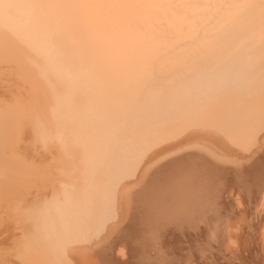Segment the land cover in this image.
Wrapping results in <instances>:
<instances>
[{
    "label": "rangeland",
    "instance_id": "1",
    "mask_svg": "<svg viewBox=\"0 0 264 264\" xmlns=\"http://www.w3.org/2000/svg\"><path fill=\"white\" fill-rule=\"evenodd\" d=\"M254 1L256 53L250 40L246 65L241 46L237 64L208 74L213 96L179 104L160 64H145L159 43L143 15L105 0H0V260L264 264V0Z\"/></svg>",
    "mask_w": 264,
    "mask_h": 264
},
{
    "label": "bare ground",
    "instance_id": "2",
    "mask_svg": "<svg viewBox=\"0 0 264 264\" xmlns=\"http://www.w3.org/2000/svg\"><path fill=\"white\" fill-rule=\"evenodd\" d=\"M103 1L104 0H101V2H103ZM67 2H70V1H67ZM105 3H108L107 7H105L106 10H109L110 6H111L112 8H117L120 11L131 10L134 12V14L137 13L136 15H143V16L139 17V20L142 21V23L144 24L143 28L146 31H150L149 29L157 30L156 34L158 33V38H156V43H159V47L156 50H154L153 52H151L152 54L149 55L148 58L145 59L146 60L145 64H147L149 66V64L151 63V60L153 61L154 66H157L160 64L158 69L160 71L162 81L169 84L164 92L167 93L168 96L174 97V99H178L179 104L184 103V102H189V101L191 102L193 100V99L191 100V98H195L196 96L197 97L199 96V98L201 99L202 97H200V95L203 96V98H205L204 94H206V96H210L212 94L211 96H213L214 91L212 92V90H215V89L210 88L209 90H207L208 86L212 87V85L210 84V82L212 83L211 79H210V81L208 80L209 78H211V76L209 77L208 74H210L214 68H216V67L218 68V66H220V65L221 66L225 65V64H223V62L227 64L231 60L230 58H232V56H233L232 59L234 60V62L239 61V58H241L242 56L238 57V54L241 53L238 49L241 46L243 48L241 47L240 50L243 49L242 55L244 57V58L242 57L241 60L249 58V57L245 58L246 54H248V52H249L248 51L246 53V50L247 49L249 50V47H250V46H248L249 44L250 45L252 43H253V45L255 44V46H253L252 52L255 51L254 54L256 53V48H257L256 44L259 42L257 40L258 37L256 39V41H258V42L254 41V40L252 42V38H250L252 43H250V40H248V38L251 37V34H253L257 29L256 24L258 22L257 21L258 16L256 14L257 7H256V3L254 0H105ZM69 4H71V3H69ZM56 5H61V3L56 4ZM66 7L69 8L68 4ZM45 9H46V7H45ZM70 10H71V8H70ZM65 12H67V11H65ZM70 12L68 11V13H70ZM115 12H118V11H115ZM79 13H78V15H79ZM69 17L70 16H68V18ZM114 17L115 16H112L111 18H106V19H107V21L111 20V19L114 20ZM68 18L65 19L66 20L65 25L67 24V22H69ZM166 19L168 21V25H167V27H165L163 29L161 26L162 23L160 22V20H166ZM69 20L71 21L72 18L71 19L69 18ZM115 20H116V17H115ZM107 26L108 25H106V28H107ZM66 27H68V26L66 25ZM108 28H111V27H108ZM254 34H253V36L255 37V35H257V33L255 35ZM254 37H253V39L256 38V37L255 38ZM254 42H256V43H254ZM245 45L248 46V48L245 47ZM244 48H245V51H244ZM251 48H252V46H251ZM251 48H250V51H251ZM236 50H237V52H239L238 54H237ZM236 54H237V56H236ZM254 54H252L253 57L255 56ZM240 55L241 54H239V56ZM249 55H251V52ZM235 59H237V60L235 61ZM227 60H229V61H227ZM245 62L247 63L248 59H247V61L246 60L242 61V63H245ZM233 63H231V65H229L228 67L233 66L232 65ZM237 63L238 62H236V64ZM246 63H245V65H246ZM236 64H235V66H237ZM241 66H244V64ZM244 67H242V68L244 69ZM222 68L224 69V66H222L221 68H218V71H219V69H222ZM228 70H230V69H228ZM222 72H223V70H222ZM206 83L208 85L207 87H205ZM215 85L217 87V84H215ZM203 90L208 91V92H205ZM229 90H230V88H229ZM109 93L111 94L112 92H109ZM202 93H204V94L202 95ZM103 94L104 93H102V95ZM195 94H196V96L193 97L192 95H195ZM108 96L109 95H107V98L109 99L110 96L109 97ZM197 97L194 100H197ZM98 98H100V96ZM102 98H104V96H102ZM105 100H106V98H105ZM105 100H104L103 104H105ZM96 101H97V99L95 100V104H99V103H96ZM101 102L102 101L100 100V104H102ZM110 102H113V101L110 100ZM108 104H106V105H108ZM114 104L112 103V106ZM174 104H177V102H175ZM174 104H173V106H174ZM99 105H97V106H99ZM109 106H111V105H109ZM118 106L116 105L117 108H118ZM102 108H100V109H102ZM120 108L121 107H119V109ZM93 109H94V106H93ZM98 109L99 108H97V110ZM105 109H107V108H105ZM114 110H116V108L113 109V111ZM105 112H106V110H105ZM116 112H117V110H116ZM100 114L103 115L104 113L100 112ZM111 114L113 116L115 113L114 114L111 113ZM124 114H123V116H125V117L128 115V113L126 114V112ZM125 117L123 118L124 120H126V118L128 116L126 118ZM121 118H122V115L119 116L118 119L121 120ZM140 118H142V116ZM140 118H139V121H140ZM131 119L134 120V118H131ZM127 120H129V119H127ZM118 121L119 120L115 121L114 123L116 124V122L118 123ZM129 121H128V123L131 122V121L130 122ZM123 125H125V124H123ZM132 125H133V123H132ZM135 125H136V123L133 126H135ZM121 127H122V125L120 126V128ZM88 208H90V207H88ZM91 208L89 209V211H91ZM0 216H3V215H0ZM95 231H96V229H95ZM98 233H100V232H98ZM71 239L73 241L74 240L78 241L74 238H71ZM93 239H94V237H93ZM98 240L99 239H97V241ZM88 241H89V239H88ZM94 241H95V239H94ZM71 242L69 241V243H71ZM79 242H80V240H79ZM97 243H99V242H97ZM65 244H64L65 246L63 245L64 249L66 246L68 247L70 245L67 242ZM84 244H85V242H84ZM71 246H72V244H71ZM59 247L61 249L60 245H59ZM83 247H85V246H83ZM80 249H82V248H80ZM53 250H55V249H53ZM66 250H67V248L65 249V252H66ZM56 251H59V250H56ZM71 251H70V253H71ZM54 254H56V256L59 255L57 253H54ZM60 256L61 255H59V257ZM50 257L54 259V256L51 255ZM56 258H58V256ZM6 262L7 261L4 259L0 260V264H5Z\"/></svg>",
    "mask_w": 264,
    "mask_h": 264
}]
</instances>
